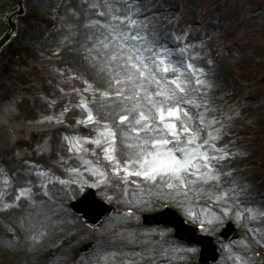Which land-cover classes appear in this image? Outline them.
I'll return each mask as SVG.
<instances>
[{
    "label": "rangeland",
    "instance_id": "rangeland-1",
    "mask_svg": "<svg viewBox=\"0 0 264 264\" xmlns=\"http://www.w3.org/2000/svg\"><path fill=\"white\" fill-rule=\"evenodd\" d=\"M18 4L19 0H10L0 7V26H2L0 33L4 28L3 20L8 19V14L17 8ZM59 4L48 7L44 2L37 0H23L24 15L18 18L17 34L0 53V106L3 101L7 102L8 107L13 98L17 100L15 111H9V115L0 122V182L5 179L10 180V186L7 188L4 186L5 189L0 191H7L8 195L5 199L8 202L14 200L16 190L19 188L32 187L33 192L37 194L34 202L30 203L22 199L18 208H22L23 213L27 215L36 212L34 218L22 219L19 217V212H11L7 216L5 212H0V218L9 219L10 223L18 227L23 222L20 231L24 236L21 242H15L9 236L7 228L0 224V257L21 264L26 262L28 254L43 253L45 247L53 244V241L60 242V235L68 232L69 235L74 234L72 240L76 238L73 244L90 240L96 244L95 248L101 247L94 249L90 257L82 255L79 258L67 257L64 252L68 248L61 249L56 252L61 255L56 264H131L132 261L135 264H162L161 260H164V264H197L195 250L186 248L175 240H170L168 247L166 246L172 232L158 228H144L140 223H136L134 218L124 216L121 210L133 208L139 212L154 211L160 209V204L165 202L170 203L177 212L190 221L201 223L200 219L190 216L189 211L200 213L203 209L210 208L218 213L220 209L218 202L200 195L199 198L193 196L188 204L181 205L178 204V200L183 199L182 197H176L170 194L168 189L155 186L140 177H129L127 183H122L123 173L120 176L114 175L111 166L103 160L102 149L90 143L83 145L89 149L88 153H83L81 156H77L74 152L69 153L65 137L75 139L97 136V131L91 124L85 126L84 123H77L78 120L83 121L87 115L79 107L82 100L89 102L94 116L102 123L104 121L105 110L99 105L108 101H103L97 94L79 98L77 95L82 87L78 88L79 80L76 75L73 78L74 74L71 73L70 68L78 69L79 74L90 81H95L97 89L104 90L107 87L97 70L85 62L77 51L81 43L86 41L83 35H91L98 30L104 32L105 29L93 30L85 26L88 21L83 18L88 12V6L83 4L82 0H67L62 7L61 15L65 19L50 21L55 16L54 11L61 7ZM143 4L147 10L153 12L148 22L150 29L172 28V31L167 32H187L189 33L187 42L199 38L200 41L191 44L196 45L197 51L202 54L207 53L203 58L209 56L210 46L202 28L210 30L209 35L219 40L228 39L230 45L223 53L227 54L229 60H231L230 56L234 57L230 66L234 64L235 68H239L244 78L250 73L246 63L251 62L254 56L264 53V0H146ZM252 4L262 7L261 11L255 13ZM37 9H41L42 13L43 10H47L46 14L43 13L47 17L38 16L35 12ZM70 9L79 11L80 21L75 20L69 13ZM158 10L165 12L158 13ZM155 13L161 16L157 17ZM216 18L218 21L222 19V22L217 24ZM89 19L105 21L104 17L94 15H89ZM211 25H215L218 30L212 31L211 28L214 26ZM50 28H56L52 40L49 34ZM243 37L251 40L250 46L234 45L235 41ZM202 40L205 45L203 47L200 46ZM43 43H47L45 46H63L58 56L67 67L64 66V69L57 71L52 67H44L42 61L49 60L52 56L49 51H45L30 61L25 71L17 70L12 81L3 84V80L9 77L8 72L16 70L18 61L24 59L25 54L33 53L37 46ZM168 44L176 46L174 39H169ZM203 58L198 59L196 63L201 65V62H204ZM212 71L219 73L216 72L217 69ZM216 76L214 77L216 86L208 93L224 85L216 79ZM26 82L36 83L38 88L26 91L23 89V84ZM249 86L252 88V100H240L236 105L230 104L215 113L225 125V135L249 130L259 132L264 129V80L256 81ZM74 88L78 91H73ZM29 94H34L35 98H31ZM56 96L61 98L58 102L54 101L53 105L45 99ZM94 98L96 102L92 103ZM65 108L68 109L67 112L64 111ZM47 114H51V117L53 114V117L59 118L62 122H57L56 119L46 120ZM228 116L232 118L229 120ZM63 120L72 126L73 132L67 129ZM23 121L33 123V130L25 127L21 131L20 127L16 134L9 137L12 124L16 123L20 126V122ZM249 121H251L249 125L244 123ZM73 125H78L77 130ZM252 138L251 142L243 143L246 147L242 146V143L227 145L236 155L229 163L224 162V171L233 174L226 179H235L241 185L247 183L250 186V194L246 199L254 209L259 210L264 207V150L262 149L264 144L258 140L263 141L264 136L260 134L259 137L257 134ZM219 141H224L223 136ZM120 147L123 148L122 145ZM92 150H95V156L91 154ZM118 158L123 162L125 159L123 151L118 153ZM85 160H91L93 165L99 160V166L106 172L108 180L97 186L99 178L91 175L92 167L84 165ZM85 167L88 168L87 171ZM70 168L80 169L79 174L68 171ZM38 171L47 172V177L36 176L34 173ZM61 179L66 183L60 184ZM29 180L31 184H28ZM72 180L77 182L70 183L69 181ZM42 182L47 184L48 196L43 195L44 189L36 187ZM89 185L95 186L94 189L100 199L117 209L114 215L104 219L97 230L86 227L80 218L74 217L67 209V203L82 194L87 187H90ZM206 218H211L210 214ZM228 220H232L239 227L242 235L238 242L223 243L218 246L219 264H240V260L237 259L242 255L240 252L264 250V244L257 243L259 237L264 235V218L238 222L233 215L231 218H225L222 224L209 225L208 233L218 239L222 226ZM255 228H259L260 233L254 235L253 230L250 229ZM41 232L44 235L39 243L29 239L30 236L39 235ZM186 249L191 250V253H187ZM112 252L123 255H119V258L114 260L110 256L107 261L101 259ZM55 257V254L50 256L48 264H55Z\"/></svg>",
    "mask_w": 264,
    "mask_h": 264
},
{
    "label": "snow or ice",
    "instance_id": "snow-or-ice-1",
    "mask_svg": "<svg viewBox=\"0 0 264 264\" xmlns=\"http://www.w3.org/2000/svg\"><path fill=\"white\" fill-rule=\"evenodd\" d=\"M82 2L88 6L83 18L88 21L85 26L104 28L105 31L89 35L80 45L82 51H77L84 61L97 70L107 85L103 91H95L108 103L99 105L104 108L105 116L95 138L65 137L69 153L74 152L77 156L88 153L89 149L83 145L90 143L102 149L103 160L111 166L114 175L123 173L122 183H127L129 177H140L168 189L176 197H182L178 200L181 205L188 204L193 196L199 198L205 195L213 199L220 204L218 213L210 208L200 213L191 210L188 213L201 220L202 230H206L205 223L219 225L233 215L238 222L264 218V207L254 209L246 199L250 186L247 183L241 185L235 179H226L233 174L224 171V162L236 154L226 145L218 144L224 135L225 125L215 115L219 110L213 108L211 101L205 98L215 86L210 78L214 72L196 63L207 53L202 54L197 51L196 45L187 42V32L169 33L150 29L144 19L138 18L142 15L139 0ZM69 13L75 20H81L74 10L70 9ZM89 15L104 17L105 23L89 19ZM60 19L64 20L65 17ZM169 39H174L175 47L168 44ZM200 46H205L203 40ZM212 64L214 61L209 58L208 65ZM84 83L87 85L84 91L87 92L92 86L87 80ZM73 91L78 90L74 88ZM95 102L94 98L92 103ZM16 106L17 100L13 98L8 110L15 111ZM79 107L87 115L83 121L78 120V124H101L89 107V102L82 100ZM231 118L227 117L229 120ZM45 119L62 122L56 117ZM121 151L125 156L123 162L118 158ZM91 154L95 156V150ZM84 165L91 166V175L99 178L97 186L108 180L106 172L99 166V160L95 165L91 160H85ZM85 170L88 168L85 167ZM68 171L79 174L80 169L70 168ZM34 174L38 177L48 175L44 171ZM3 183L6 188L10 186L9 179ZM59 183L63 185L66 181L61 179ZM28 184H31V180ZM36 187L44 189L43 195L48 196L46 183L42 182ZM7 195L6 190L0 191V212L18 209L22 199L34 202L37 194L32 187H25L16 190L11 202L6 201ZM131 214L129 212V216ZM209 214L211 218H206ZM20 227H23V222ZM250 230L254 235L261 231L259 228ZM43 235L41 232L29 239L39 243ZM257 243L264 244V235L259 237ZM119 255L112 252L101 259L107 261L110 256L114 260ZM237 259L240 264H250L244 257L238 256ZM261 261L264 264V256Z\"/></svg>",
    "mask_w": 264,
    "mask_h": 264
},
{
    "label": "bare ground",
    "instance_id": "bare-ground-1",
    "mask_svg": "<svg viewBox=\"0 0 264 264\" xmlns=\"http://www.w3.org/2000/svg\"><path fill=\"white\" fill-rule=\"evenodd\" d=\"M36 1V0H35ZM38 2H41V3H45L46 5H52V4H57V3H60V2H64V0H37ZM4 6V5H3ZM2 7V6H1ZM9 17H10V19L14 22H16V19H15V17H11V15L9 14ZM145 22V21H144ZM2 28V26H0V29ZM42 263V262H41ZM40 263V264H41Z\"/></svg>",
    "mask_w": 264,
    "mask_h": 264
}]
</instances>
